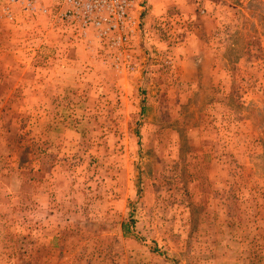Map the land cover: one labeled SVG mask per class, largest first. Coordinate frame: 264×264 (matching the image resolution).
<instances>
[{
	"label": "rangeland",
	"instance_id": "obj_1",
	"mask_svg": "<svg viewBox=\"0 0 264 264\" xmlns=\"http://www.w3.org/2000/svg\"><path fill=\"white\" fill-rule=\"evenodd\" d=\"M0 25V264H264V0H146L125 51Z\"/></svg>",
	"mask_w": 264,
	"mask_h": 264
},
{
	"label": "built area",
	"instance_id": "obj_2",
	"mask_svg": "<svg viewBox=\"0 0 264 264\" xmlns=\"http://www.w3.org/2000/svg\"><path fill=\"white\" fill-rule=\"evenodd\" d=\"M146 0H61L54 19L74 28L78 37L93 33L112 49L125 51L139 30ZM49 0H0V25L20 15H51Z\"/></svg>",
	"mask_w": 264,
	"mask_h": 264
}]
</instances>
